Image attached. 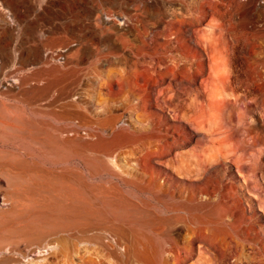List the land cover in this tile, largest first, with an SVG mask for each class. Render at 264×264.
Listing matches in <instances>:
<instances>
[{"label": "bare ground", "instance_id": "6f19581e", "mask_svg": "<svg viewBox=\"0 0 264 264\" xmlns=\"http://www.w3.org/2000/svg\"><path fill=\"white\" fill-rule=\"evenodd\" d=\"M175 2L162 31L147 0L93 23L106 73L66 59L35 89L73 93L56 131L0 120V264H264V9Z\"/></svg>", "mask_w": 264, "mask_h": 264}, {"label": "rangeland", "instance_id": "374dc122", "mask_svg": "<svg viewBox=\"0 0 264 264\" xmlns=\"http://www.w3.org/2000/svg\"><path fill=\"white\" fill-rule=\"evenodd\" d=\"M151 1L152 0H147V2L150 4H159L158 8L162 15L155 14L152 18L148 19L154 22L157 28L162 31V28L167 25V20L171 17L172 11L174 9H180V6L175 2L177 0ZM209 1H211L213 4L216 2L221 3L220 7L218 6L219 3L215 4V6H217V8L221 11L234 10L235 12H239V10L242 11L243 4L246 3V0ZM122 2H124V0H0V29L4 27V24L7 21V12L12 10L9 6L10 4L31 6L36 15L49 20V22L53 23L54 25H59L62 28L68 29L67 32L60 33L38 32L15 34L0 31V111H2L0 112V120L9 122L8 120L10 117H13V113L16 114L19 112V114L22 115L24 112L25 115L27 114L25 117L26 119L24 118V120L37 123L51 132L56 131L59 127L58 115L63 110L61 105L69 103L68 101L71 100L73 93L70 92L63 97L67 98L56 101V98H58L56 90H51L52 92H49L50 96H45V94H41L39 90L35 89H41V87L43 88L46 82L56 76V70L64 67V65H61V62L66 59L68 62H70V60L74 61L75 59H83L87 62H95V60L98 59L99 63H95L97 64L96 67L99 66V68L95 67V69H91L90 71H92L93 74L96 73L98 75H104L106 73V67L103 63L102 57L98 56L97 58H84L83 38L84 36H90L95 33V30L91 29V26L95 21L98 22V24H100L102 27L115 24L119 30H127L128 26H123V20L120 17V15L123 13ZM223 4L225 6H223ZM141 6L142 5H140V8ZM190 8L191 5L189 9ZM263 9L264 1L260 0V2H258L254 8V12L255 14H259ZM129 10L132 13H140L139 11L133 10V7H130ZM107 14L112 16V21L108 19ZM96 17H98V20ZM202 28L206 29L205 26H202ZM89 29L90 33L88 31ZM111 37L115 42L116 36L114 33L111 34ZM62 38H64L65 42L62 43L61 41L60 43V39ZM31 44L42 45V62L33 65L18 63L20 57L22 56V50H24L23 48ZM61 57H63V59ZM69 67L70 66H67L65 68L69 69ZM83 71L85 72L86 69ZM90 71L89 73L91 74ZM89 95L92 96V98L94 97L93 101L95 102L91 103L94 104L101 102V100L98 97H95V95L91 93ZM83 97L85 96L83 95ZM66 108L67 110L69 109L68 107ZM4 109H6V111ZM86 109L88 111L87 113H89L91 116L95 115V108L87 106ZM21 110L23 111L22 114L20 113ZM9 111L11 113H9ZM8 113L9 117L7 118ZM24 114L22 116H25ZM27 116L30 117V119ZM6 140V137L0 136V144H3V142L6 144ZM129 153L122 154L117 164L124 165L130 170H135L137 169L136 158L134 155H132V152ZM0 188H5V184L1 181ZM2 202L3 197L0 192V207L5 208V203ZM258 215H262V213L259 212ZM44 258L45 254L42 252H31L25 258L20 257V264H25L28 260L42 261Z\"/></svg>", "mask_w": 264, "mask_h": 264}, {"label": "crops", "instance_id": "0c3cea01", "mask_svg": "<svg viewBox=\"0 0 264 264\" xmlns=\"http://www.w3.org/2000/svg\"><path fill=\"white\" fill-rule=\"evenodd\" d=\"M12 9L7 12V21L0 31L8 33H38V32H67V28L50 23L49 20L35 14L31 6L25 5H9ZM1 7V6H0ZM1 9V8H0ZM90 33V29L88 30ZM88 33V34H89ZM90 40V36H84L83 41ZM22 50V56L18 63L20 64H39L42 62L43 47L39 44L27 45ZM84 58H92L90 55Z\"/></svg>", "mask_w": 264, "mask_h": 264}, {"label": "built area", "instance_id": "2783aa9c", "mask_svg": "<svg viewBox=\"0 0 264 264\" xmlns=\"http://www.w3.org/2000/svg\"><path fill=\"white\" fill-rule=\"evenodd\" d=\"M62 59H63V57H61ZM58 59H60V58H58ZM62 59H60V60H62Z\"/></svg>", "mask_w": 264, "mask_h": 264}]
</instances>
